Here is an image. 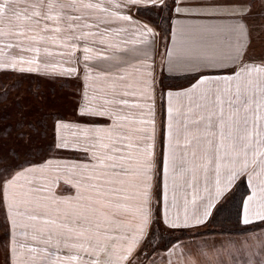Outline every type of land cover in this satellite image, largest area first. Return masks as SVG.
<instances>
[{
    "label": "snow or ice",
    "instance_id": "6c2138e0",
    "mask_svg": "<svg viewBox=\"0 0 264 264\" xmlns=\"http://www.w3.org/2000/svg\"><path fill=\"white\" fill-rule=\"evenodd\" d=\"M140 5L170 28L159 62L162 25L120 11ZM116 22L134 25L133 39H119L128 29ZM262 31L264 0H0V70L35 74L54 102L74 98L77 117L41 103L0 120L6 264H264V231L256 244H184L171 259L185 230L264 222V55L253 51ZM158 70L191 78L165 85ZM20 86L0 85V102ZM28 90L48 98L40 84ZM241 177L249 191L237 200ZM161 247L169 258L156 260Z\"/></svg>",
    "mask_w": 264,
    "mask_h": 264
},
{
    "label": "rangeland",
    "instance_id": "374dc122",
    "mask_svg": "<svg viewBox=\"0 0 264 264\" xmlns=\"http://www.w3.org/2000/svg\"><path fill=\"white\" fill-rule=\"evenodd\" d=\"M93 2H105L107 3V0H93ZM117 2H123V0H117ZM139 10H137L136 7L132 8L131 11H129L127 8L120 9L124 14L132 15L133 19L136 21L140 22H148L147 17H152L153 19H156L158 23L162 25V27H159L161 30V35L164 33L166 44L168 43V31L169 27L167 28L162 21L159 20V18L156 16L155 11L148 12L147 7L144 5L138 6ZM257 23L259 24L261 21L257 18L255 21H250V23ZM112 27H124L127 28L128 31L127 33L122 34L119 39L121 40H131L133 39L134 32H135V26L130 25L127 22H116L115 24L112 25ZM160 39V44H161V37ZM156 45V43H155ZM129 47H134V45L129 44ZM55 50V46H53ZM163 48L161 49V57L164 56L163 53ZM253 51L257 56L264 55V31H262L259 35L258 39H254L253 42ZM12 54H19L18 49H13ZM77 55L82 58V45H81V50L77 52ZM153 55L155 57V60L157 58V52L155 51V47L153 50ZM65 66H73V65H65ZM79 73H80V78L77 80L75 77L70 78L71 83L73 85L80 83L82 84L83 82V74H84V66L83 64L79 65ZM159 80H163L165 85L168 84H174V85H187L188 79L191 78L190 75L188 74H181V73H174V74H169L167 71H159L158 75ZM157 79V76H156ZM31 81L32 87L35 88L37 84L41 85V89L45 91L47 94L48 98L44 99L43 101H38L35 96L32 95V93L28 90L29 88V82ZM13 83H21V86L19 90L13 89L7 96V99L3 100V102H0V120L4 119L5 117H11L12 122L16 118H18V114L21 109L27 113V110L29 107H32L35 109V107L38 104L42 103V106L45 107L46 109L49 107H55L58 109L66 118L70 120H75L77 117L75 116L73 112V103H74V98L72 97H65L57 100L56 102L53 101V98L51 97L50 94L47 93V85L45 84L44 81L38 80L36 78L35 74H20L17 72H13L12 70H0V85H11ZM158 89L160 85H157ZM97 121L103 123L105 118H94ZM166 120V100L165 101H160L159 99L157 100V124L160 126L163 121ZM110 123V121H109ZM158 150H159V145H158ZM66 155L69 156H74L77 155V153L73 152H67L65 153ZM240 183L238 186L233 187V191L236 192V199L239 194H244L249 191L248 185H247V178L246 177H241L240 180L237 181V184ZM241 191V192H240ZM159 197H160V204L159 208L162 210L163 208V200H162V182H161V187L159 189ZM234 216V215H233ZM232 222H225L222 225H224L225 228L220 227V224L212 225L208 228H201V229H193V230H185L184 235H182V241L177 242L180 244V247H178L175 250V253L171 256V259L173 261L177 260L180 257V251L181 248L184 247V244H188L190 247L195 249L197 246L203 247L205 245V242H207L208 245H211L213 241L219 240V239H240L244 240L245 237L237 236V237H232L230 235H227L226 233L230 232H237L239 228L237 227H231L230 224ZM250 225H253L251 227H246V229L249 230L247 235H251V232L253 229H255V235H252L253 239L249 241V243L256 244L258 237H260V234L262 231H264V222L262 221H255L252 222ZM241 229V228H240ZM195 233V235H192L191 233ZM223 233V235H221ZM180 232H177V235H180ZM167 239V238H166ZM10 240V235L8 231V227L6 224L2 222V217H0V264H6L5 262V250L6 246L9 244ZM255 242V243H254ZM206 251H208L207 248H205ZM168 248L161 247L159 249L160 255L157 256L155 253H153V258L156 260H160L161 258H169L168 257ZM185 252H187V249H185ZM211 254V253H210ZM225 258L228 259V256L225 255Z\"/></svg>",
    "mask_w": 264,
    "mask_h": 264
},
{
    "label": "crops",
    "instance_id": "0c3cea01",
    "mask_svg": "<svg viewBox=\"0 0 264 264\" xmlns=\"http://www.w3.org/2000/svg\"><path fill=\"white\" fill-rule=\"evenodd\" d=\"M193 23H219L220 21H214V20H194V21H192ZM163 23V22H162ZM164 24V23H163ZM165 25V24H164ZM167 25V24H166ZM155 26V25H154ZM167 27H169L168 25H167ZM157 32H159L160 34H159V36L156 38V45H155V51L157 52V58H156V61L157 62H159L162 58H164V59H166L167 58V49L168 48H171L172 47V39H171V31H170V28H169V31H168V35H167V37H168V43L166 44V41H164L163 42V40H165V36H164V33L161 35V30H160V28L159 27H157ZM159 37H161V44H160V39H159ZM163 48V53H164V56L162 57V58H160L161 57V49ZM159 71L160 70H158L157 71V73H156V76H157V81H159V78H158V75H159ZM165 71V70H164ZM159 85V84H158ZM159 99V98H158ZM157 99V100H158ZM235 186V185H234ZM236 186H237V183H236ZM235 186V187H236ZM242 195V194H241ZM239 198H240V196H239ZM235 220V216H233V221ZM255 221H259V220H253L252 222H255ZM230 226L231 227H237V228H241V229H243V228H246L247 226L248 227H251V226H253V225H247V226H245V225H243V224H239V225H237V224H235V223H231L230 224ZM220 227H224V225H220ZM255 229H253L252 231H250L251 232V235H247L246 233L245 234H241V235H239V236H241V237H245V235H247V236H251L252 237V235H255L256 233H255ZM237 232H238V230H237ZM237 232H230V233H226L227 235H230V236H232V237H237V235H236V233ZM255 243V242H254ZM255 250V249H254ZM223 259H225V260H227V258H225V257H222ZM229 258V257H228Z\"/></svg>",
    "mask_w": 264,
    "mask_h": 264
},
{
    "label": "trees",
    "instance_id": "16d2710c",
    "mask_svg": "<svg viewBox=\"0 0 264 264\" xmlns=\"http://www.w3.org/2000/svg\"><path fill=\"white\" fill-rule=\"evenodd\" d=\"M165 26L167 27L166 24H165ZM167 28H168V27H167ZM238 185H240V183H238L237 186H238ZM240 192H241V191H240ZM239 196H241V194H239V195L237 196V200L239 199ZM223 228H225V227H223Z\"/></svg>",
    "mask_w": 264,
    "mask_h": 264
}]
</instances>
